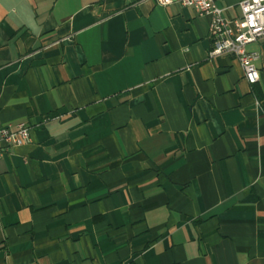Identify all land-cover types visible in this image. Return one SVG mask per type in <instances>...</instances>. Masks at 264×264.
I'll return each instance as SVG.
<instances>
[{"label":"crops","instance_id":"obj_1","mask_svg":"<svg viewBox=\"0 0 264 264\" xmlns=\"http://www.w3.org/2000/svg\"><path fill=\"white\" fill-rule=\"evenodd\" d=\"M240 0H215L240 17ZM209 16L151 0H0V264H264L260 80Z\"/></svg>","mask_w":264,"mask_h":264},{"label":"built area","instance_id":"obj_2","mask_svg":"<svg viewBox=\"0 0 264 264\" xmlns=\"http://www.w3.org/2000/svg\"><path fill=\"white\" fill-rule=\"evenodd\" d=\"M161 6L178 3L189 7L198 16H209L208 37L211 42L210 57L226 54L236 59L244 80L252 85L260 80L261 73L255 65L256 53H250L246 46L264 38V0H240L237 4L240 17L227 20L215 0H151ZM31 127L24 123L0 127V157L15 146L30 140Z\"/></svg>","mask_w":264,"mask_h":264}]
</instances>
